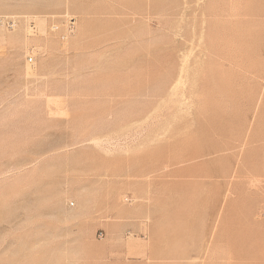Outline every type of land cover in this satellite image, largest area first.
Here are the masks:
<instances>
[{
  "label": "rangeland",
  "instance_id": "374dc122",
  "mask_svg": "<svg viewBox=\"0 0 264 264\" xmlns=\"http://www.w3.org/2000/svg\"><path fill=\"white\" fill-rule=\"evenodd\" d=\"M5 17L0 264H264V0Z\"/></svg>",
  "mask_w": 264,
  "mask_h": 264
},
{
  "label": "bare ground",
  "instance_id": "6f19581e",
  "mask_svg": "<svg viewBox=\"0 0 264 264\" xmlns=\"http://www.w3.org/2000/svg\"><path fill=\"white\" fill-rule=\"evenodd\" d=\"M23 18L24 17H5V18H0V25L1 26H4V27H6V28H8V29H14L15 27H17L18 26V24L21 22V21H23ZM6 19H11L12 20V24L10 25V26H6L5 25V23H4V21L6 20ZM26 21V20H25ZM43 29H44V26H43V22L41 21V23H40V25H39V32H42L43 31ZM26 30H27V34H28V36H34L35 34H36V32H37V25L35 24L34 26H27V22H26ZM70 36V35H69ZM15 36H12L11 38L13 39ZM10 38V39H11ZM67 38H68V36H67ZM66 38V39H67ZM7 40V38H6V36H4V35H0V42H4V41H6ZM23 40V39H22ZM34 58V55L33 56H31V62H32V59ZM29 63V62H28Z\"/></svg>",
  "mask_w": 264,
  "mask_h": 264
},
{
  "label": "built area",
  "instance_id": "2783aa9c",
  "mask_svg": "<svg viewBox=\"0 0 264 264\" xmlns=\"http://www.w3.org/2000/svg\"><path fill=\"white\" fill-rule=\"evenodd\" d=\"M4 23H5V25L10 26L13 22H12L11 19H6V20L4 21ZM53 27H55V26H53ZM55 28H56V27H55ZM30 62H31V57H30Z\"/></svg>",
  "mask_w": 264,
  "mask_h": 264
}]
</instances>
